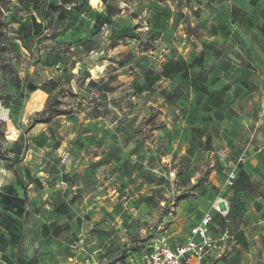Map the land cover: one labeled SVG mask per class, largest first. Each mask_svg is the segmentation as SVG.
<instances>
[{
	"label": "rangeland",
	"instance_id": "obj_1",
	"mask_svg": "<svg viewBox=\"0 0 264 264\" xmlns=\"http://www.w3.org/2000/svg\"><path fill=\"white\" fill-rule=\"evenodd\" d=\"M93 1L94 7L100 2ZM110 2L117 14L97 25L92 13L89 28L77 35L69 15L60 20L54 12L51 20L37 22L25 5L8 6L10 24H29V32L9 27L4 61L15 66L23 86L17 87L14 75L3 78L0 69V117L8 116L0 124L8 140L4 146L13 151L12 142L19 139L24 150L0 160V189L13 183L23 196L26 188L28 210L15 241L0 222V234L7 237V243L0 242V264H26L34 255L46 263L55 238L42 239L41 225L57 216L61 203H67L61 219H74L76 227L69 240H77V231L90 219L83 204L97 189L99 169L107 187L116 188L115 208H104L107 221L121 219L120 233L101 258L126 264L140 259L148 245L141 228L155 224L162 201L175 198L193 227L203 211L227 197L228 215L213 209L218 215L210 226L216 235L222 228L246 232L251 251L243 254L228 240L231 249L213 264H264V0ZM166 5L172 17L152 31L151 14ZM235 5L248 11L253 25L241 16L239 24L234 22ZM164 47L168 53L162 58ZM182 55L188 61L201 57L194 68L199 77L162 73L169 57ZM148 70L162 74L153 85L145 78ZM49 79L57 81L54 94L66 112L34 123L48 117L39 112L48 93L43 90L38 108L31 86L52 87ZM100 153L104 156L95 158ZM240 166L254 181L256 194L239 192L235 198L227 174ZM2 212L0 203V217ZM174 219L172 224L181 227L183 220Z\"/></svg>",
	"mask_w": 264,
	"mask_h": 264
},
{
	"label": "trees",
	"instance_id": "obj_2",
	"mask_svg": "<svg viewBox=\"0 0 264 264\" xmlns=\"http://www.w3.org/2000/svg\"><path fill=\"white\" fill-rule=\"evenodd\" d=\"M73 0H62L63 4L71 3ZM105 3H107V0H103ZM18 4L25 5V9H28L29 5H33V7L37 11V15L42 20H51V14L54 12L57 13V18L60 20H63L67 17V11L66 9L62 8L59 9L60 5H57L54 1H48V0H17ZM13 3L11 0H0V50H1V56H0V69L2 71V77L5 76H15L16 83L18 88H22L23 85L20 81V78L17 75V71L15 69V66L10 63V61H4L5 60V53L8 51V44L5 42L9 27H10V21L6 18V14L8 11H11V9L8 8V6ZM117 9L112 5H107V14L108 15H115L117 14ZM232 13L234 15V22L240 23V20L237 19L239 16L241 18L245 19L248 24L253 25V21L251 19V16L249 15L248 11L235 5L232 8ZM172 17V7L171 6H163L157 10H155L150 17V24H151V30L152 31H159L161 30L165 24L170 20ZM19 34H25L29 32V24L21 23L20 27L17 31ZM21 40H24L23 35H20L19 37ZM3 61H2V60ZM201 60V57H194L191 61H188L187 57L182 55L180 59L169 57L162 65V73L170 74V73H180L184 77L193 76L196 75V71H194V68L199 64ZM162 74L155 73L152 70H148L145 73V78L149 82V84H154L158 80H160ZM199 77V75H196ZM1 77V78H2ZM48 84H50L52 87H43L42 90L48 93V99L46 102L45 107L39 111L40 113L48 114V117L44 120H36L34 123L38 122H48L53 116H58L60 114H64L66 112V109H64L61 105L63 102L58 99L54 94L53 86L57 84V81L55 79H49ZM107 84V83H106ZM105 85V84H104ZM102 86V85H101ZM199 88L204 92H209L206 86H199ZM37 90L36 86H31V91ZM35 100L37 103V107L40 108L43 105V100L45 97V94L37 90L36 91ZM215 98H218L221 100V96L219 94L215 95ZM0 99H4V97L0 94ZM54 103L53 107L50 108L51 104ZM7 114H3L0 118H7ZM13 133L10 132V135ZM9 136V134H8ZM8 142L6 139V131L2 124H0V160H10L11 154L21 155L23 153V146L20 144L19 139L14 140L13 147L14 150L11 151L8 147L4 146V143ZM207 144H211V138L208 136L206 138ZM16 180L19 185H23L24 181L23 179L16 175ZM234 190H233V197H239V192H248L252 195L256 194V186L253 180H251L248 173L245 171L243 166L239 167V171L236 172V179L233 184ZM24 195L21 196L15 185L9 184L5 187V189H0V203L3 208V212L1 213L0 222L1 226L6 228L8 233L10 234L13 241L20 235L19 230V224L20 218L23 216H26L27 210H28V192L26 188H23ZM73 200V199H72ZM69 204V203H68ZM66 205L67 203H61L56 207L57 214H65L66 213ZM218 215V213L213 214V219ZM220 216V215H219ZM221 217V216H220ZM213 221V220H212ZM212 223V222H211ZM43 228V235L47 236L51 232L55 235L59 234L62 231V227L60 225H57V222L54 220L50 224H44L42 226ZM212 228L210 226V232ZM224 229H220L218 234L223 231ZM212 234V232H211ZM234 236L235 243L242 244L244 247H249V242L242 230L237 231L232 234ZM149 237H145V241H147ZM78 240V238H77ZM0 242L1 243H7V237L5 233L0 234ZM5 256V255H4ZM5 258H7L5 256ZM39 262V259L36 255H34L26 264H37Z\"/></svg>",
	"mask_w": 264,
	"mask_h": 264
},
{
	"label": "crops",
	"instance_id": "obj_3",
	"mask_svg": "<svg viewBox=\"0 0 264 264\" xmlns=\"http://www.w3.org/2000/svg\"><path fill=\"white\" fill-rule=\"evenodd\" d=\"M48 1H52V0H48ZM53 1L57 5H60L61 7L71 10V12L69 14L67 13V15H69V17L70 16L72 17L71 18L72 19L71 20V30L73 33H75V35H77L78 31L83 32L84 30H87L89 28L90 15L92 13L94 15V22L97 25H101L103 23L106 24V19L108 17H113L116 15V14L115 15H108L107 14V5L111 4V2H110L111 0H107V3H105L103 0H100V2L95 7L91 4V0H73L71 3H67V4H63L62 0H53ZM13 3L18 4L17 0H13ZM99 6H100V8H99ZM101 6H103V7L101 8ZM27 11L31 14L36 15L35 20L37 22L40 21V18L37 15V11L33 7V5H29ZM11 12H13V11H8L7 14H9ZM74 22H75V24H74ZM21 23H23V22H21ZM21 23L13 22L10 25H13V27L15 29H18L20 27ZM40 91H42L44 94H46L43 90H40ZM259 150H261V149H259ZM103 156H104V153H100L95 158L101 159ZM85 168H87V172H89V174H91L93 172V171H91L89 166H85ZM97 175L99 177L98 178L99 184L97 185V189L88 194V197L86 198V200L84 201V204H83V206L86 207V210L89 211L90 219L85 222V224L83 225V227L79 231H77L76 237L78 238L79 235H81V234L86 236L87 247L91 252H93L95 254L96 259H97L99 264H126V263H123L121 261L112 262V260H109L108 257H106V256L101 258L102 253L105 252L107 250V248H109V246L111 245V243H112L111 239L114 238V236H116L117 233H120V230L116 231V229L120 228V224H121L120 220L121 219L119 216H116V214H113L116 216L115 217L116 219L114 218V219H110L109 221H107V219L110 217L106 215L104 208L109 207V205L112 206V209L115 208L116 195H114V193L116 192V188H115V184H112V185L107 187L109 180L104 179V178L101 179V176L104 177V174H102V175L100 174V169L98 170ZM31 185H33V184H30V186ZM73 193H76V191H74ZM107 197L109 199H111V202L109 200H106ZM95 199H96V202H95ZM94 206H96V207H94ZM90 210H92L91 213H90ZM177 210H178V214L176 215V219L178 217H180V219L183 220V223H182V226L179 227L177 222L174 221V223L171 226L170 236H171V241L174 245L185 242L190 235L191 229L194 227V226L189 227V225L187 224V221H186V217L188 216V215H186L187 210L183 209L182 211H180V204L178 205ZM209 210L203 211V213L201 214V218ZM213 214H214V212H213ZM61 217H62L61 214H57L56 217H53V219H51L50 221H46L45 223H43L41 225V234L42 235H43L42 226L44 224H50L54 220L57 222V225H60L62 227V231L57 235L53 234L52 232L50 234H48L47 236L43 235L42 239H46L50 236L54 237L55 238V245H54L55 247L48 249L47 251L49 253L44 255L47 258L46 263L39 261L38 262L39 264H80L81 262L84 261V256L79 254L78 251L75 249L74 245H75L77 240L75 239L72 242L69 240L72 232L76 231V227L74 225L73 226L71 225L72 222H74V219L66 218V220H63V219H61ZM201 218H200V220H201ZM200 220L196 224H198L200 222ZM212 223H213V221H212ZM109 228L111 229V231H110L111 233L108 231L106 232V230H108ZM143 229H145V228L142 226L141 231H140L141 236H144L145 230H143ZM211 232H212L213 236L216 235L215 230H213V226H212ZM244 234H245V236L249 242L248 234L246 232H244ZM181 239H183V240L180 241ZM114 241H115V239H114ZM42 242L43 241L39 242L38 244H40ZM233 245L237 248V251H241L243 254H246V253L248 254L249 250L251 251V249L247 250V248L244 247L242 244H239V243L233 244L230 242V246H233ZM230 249L231 248L229 247L227 249V252ZM117 252H119V250H117ZM227 252H226V254H227ZM231 255H233V253ZM220 256H223V255H221L218 250H212L206 256L204 264H213V259H217ZM76 257L78 258L80 263L75 262L74 259H76ZM71 258L74 261L70 260ZM91 264H96V262H93ZM216 264H224V263H222V261L219 260L218 263H216Z\"/></svg>",
	"mask_w": 264,
	"mask_h": 264
},
{
	"label": "built area",
	"instance_id": "obj_4",
	"mask_svg": "<svg viewBox=\"0 0 264 264\" xmlns=\"http://www.w3.org/2000/svg\"><path fill=\"white\" fill-rule=\"evenodd\" d=\"M167 53L168 50L164 47L160 56L164 58ZM235 179L236 171L228 172L227 186H232ZM160 207L161 214L156 218L155 224H149L145 228L144 235L149 239L142 257L140 259L131 258L127 264H204L206 256L212 250H218L221 255H225L229 248L227 241L235 243L234 236L228 229H224L215 236L210 232L213 209L224 217L228 215L229 200L227 197H219L215 204H212V209L207 211L200 222L191 229L187 240L176 245L171 241L170 230L172 221L177 215L178 203L173 198L170 201H162ZM74 246L78 253L84 256L83 262L80 263L77 257L74 259L75 262L80 264L96 262L99 264L95 254L87 247L85 235H79Z\"/></svg>",
	"mask_w": 264,
	"mask_h": 264
}]
</instances>
